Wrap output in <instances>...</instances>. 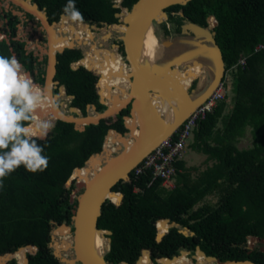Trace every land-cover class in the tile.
Segmentation results:
<instances>
[{
  "label": "trees",
  "instance_id": "trees-1",
  "mask_svg": "<svg viewBox=\"0 0 264 264\" xmlns=\"http://www.w3.org/2000/svg\"><path fill=\"white\" fill-rule=\"evenodd\" d=\"M137 1L121 0V7L130 9ZM31 3L44 11L49 23L64 15L73 16L77 22L101 26L115 21L114 14L119 12L113 7V0H32ZM167 14L168 19L160 24L165 36L161 40L171 34L181 36L185 25L207 28L210 17L216 20L211 32L224 62L225 95L191 129L183 157L174 162L173 187L162 186L159 180L148 186L147 171L138 176L131 171L129 183L112 187L116 192L112 194L119 195V199L108 200L111 204L103 203L96 222L98 229L111 232L106 236L110 243L103 254L104 261L145 264L150 259L149 249L154 260L177 256L181 249L193 251L199 247L207 256L220 261L250 260L264 264L261 245L257 243L250 250L247 244L251 236L264 238V53H251L256 44L264 41V0H190L185 5L169 7ZM28 18L32 17L28 15ZM1 21L4 22L0 32L5 37L0 41V56H15L32 81L43 87L47 57L44 55L39 60L38 55L26 49L24 41L16 38L20 23L17 16L7 12ZM112 25L124 27L119 22ZM241 56H246L244 65L238 64ZM82 58L79 47L56 54L53 80L58 85L52 93L57 94L58 88L63 87L65 95L71 97L69 107L79 110L81 116L89 114L88 106L102 113L106 106L99 102L96 89L104 98L106 88L108 93L123 88L125 73L106 67L103 71L100 67L73 69L71 65ZM197 73L184 76L182 83L186 88L191 81L195 85ZM149 103L160 107L161 102ZM129 109L128 106L95 125H87L83 131L75 130L72 123L54 120L46 137H33L43 147L49 163L44 171L37 173L21 166L3 180L0 257L34 246L36 251L28 255L27 264H64L53 255L51 236L61 224L72 226L76 200L71 194L75 181L66 188L67 181L76 168H83L92 155L101 152L108 131H127L123 116L129 114ZM134 113H137L135 109ZM129 120H125L127 125ZM107 142L106 136L105 147ZM189 152L203 158L201 165L187 164L185 155ZM99 159L89 164L95 166ZM72 176L77 178V173ZM119 193L123 197L118 205ZM166 220L169 227L165 233ZM181 230H187V236ZM156 231L158 235L165 233L160 241H156ZM25 250L31 253L34 248ZM20 251L17 262L12 259L9 264L23 263L25 254Z\"/></svg>",
  "mask_w": 264,
  "mask_h": 264
},
{
  "label": "water",
  "instance_id": "water-1",
  "mask_svg": "<svg viewBox=\"0 0 264 264\" xmlns=\"http://www.w3.org/2000/svg\"><path fill=\"white\" fill-rule=\"evenodd\" d=\"M16 5L22 7L26 12L30 14H34L36 17L40 19L43 26L47 31L48 43L47 48L44 51V54L47 55V66L45 75V83L42 87V90L45 92L47 89L48 82L51 84L50 93L54 97L52 93V89H55L58 85V81H54L53 77L55 74V64H56V54L62 53L64 49H71L79 45L72 42L70 45L62 47L58 50H54L51 55V47L49 45V35H48V28L54 26L56 23H52L51 25L48 24L44 13H42L36 4H31L32 0H11ZM142 1L138 0L130 10L123 11L121 13H116L115 17L119 18V22L121 25L124 26V30L120 31L121 36L120 39L122 41V49H123V56H124V63L128 67V76L130 84L126 89L127 99L122 103L121 107L118 110L112 111L108 106V100L103 98L97 90L99 95V102L106 106V110L102 113H96L94 111V106H88L90 109V113L86 116H81L79 110L69 107L70 114L65 115L57 106V108L61 111V115L54 117L53 120H62L68 123L74 124V128L77 131H83L85 126L90 124H97L101 119H106L108 117H112L118 114L122 109L130 107L129 114L127 116H123L124 127L127 130L124 133H119L114 130L112 131L117 138L121 140L130 139L131 138V128L129 125L125 123L126 119L132 117V111L135 109L138 114V124L136 129L138 130V136L132 140H134L133 147L129 150L127 154H124V146L119 144L116 146V150L118 153L115 156H110L112 153L107 155L108 149L105 148L104 144L102 145V150L100 153L92 155L88 161H86L85 166H89V162L97 157L100 158L99 165L100 170L94 173L89 180H78L74 179L75 177L71 176L68 183L75 181V190L71 194L72 199L76 200V206L72 211V226H66L64 224L59 225L56 230L60 228H68L69 233L72 236V241L70 243V251L72 252L71 258H66L61 256L60 251L56 249L57 242L54 240V235L51 236V247L53 248V255L59 259L60 262L64 264H106L103 258V251L102 254V261L98 262L94 260L91 255L87 252L85 247V230L88 226L90 219L92 220V215L95 210H97V215L94 217L93 220V228L95 231L100 233L102 238H105L107 241L106 250L109 247L110 238H106V236H110L111 232L107 230H100L96 226L97 218L101 215V207L103 203L109 202L106 199L108 193H116L112 191V187L117 183H129V174L133 169L157 146L161 144L164 140L169 138L173 133L179 128V126L183 123V121L193 112L195 111L201 104H203L207 98L214 92V90L222 83V79L225 75V68L224 62L222 59V55L220 52L219 47L216 45L213 36L214 32L209 34L208 32H204V28L198 27L193 24H188L193 30L198 32H204L209 35V41L211 43V47L207 48L209 51V58L213 64L214 74L211 82L206 87V89L196 97L192 95V90L189 88L184 89L175 79H172L171 75L164 71V67L168 66H160L157 63L152 67V71L149 73H144L140 70L138 60L136 57L137 53V42L138 37L147 28V26H151L154 28L155 25L159 24L163 20L167 19V15L165 10L168 7L175 6V5H185L190 0H153L150 7L147 11L142 12ZM15 14L14 11H12ZM62 18L66 16L62 15ZM72 21H74L73 16H68ZM107 27H113L112 23H106ZM86 28L89 30L94 28L93 25L84 24ZM20 26H18L19 28ZM211 29V28H210ZM1 39L3 35L0 33ZM0 39V40H1ZM85 44V42H82ZM113 47L118 48V46L114 45ZM176 63H179L178 61ZM199 63L198 61H193V65ZM202 67L203 64L199 63ZM81 64L77 63L76 68L80 67ZM175 67H170V69H174ZM88 70V69H87ZM184 70L183 72H185ZM173 73V71H170ZM30 75L28 72H26ZM175 80V81H174ZM37 85V84H36ZM156 88H169L171 89L170 94L174 95L179 101V114L176 120L167 126L164 131L159 132L156 134L155 129L151 125V118L154 114V109L149 103L148 98L145 96L144 91L145 89H154V94H162L163 91L156 90ZM59 91L64 93L63 87H59ZM71 97H69L70 99ZM118 98V97H117ZM91 112L94 113L91 115ZM73 114L75 115L73 117ZM52 119V118H49ZM108 131L105 135L110 132ZM38 137V136H37ZM104 138V143H105ZM114 151V152H115ZM104 158L101 160V157ZM81 168H76L74 172L80 170ZM66 184V183H65ZM65 184L63 188H65ZM80 191L79 195L76 196L75 192ZM120 194V202L122 201V194ZM117 205V206H118ZM114 206V207H117ZM167 221V220H166ZM182 234L186 235L187 230H181ZM163 235H156V241H160ZM250 241L258 242L262 245L260 248L261 252H264V238H258L257 236H251ZM33 247L34 251L31 253H26L24 257V261L22 264L28 263V255L33 254L36 251V247L34 246H27ZM24 247V248H27ZM249 249H252L251 245H248ZM22 249V248H20ZM19 249V250H20ZM145 251V250H143ZM150 252H153L149 249ZM181 254H187V252L181 251ZM198 254L205 257V260L209 264H256L250 260H226L220 261L215 257L212 256H205L202 251H198ZM12 255V254H7ZM4 257V256H1ZM0 257V258H1ZM142 257V254L139 256L138 260ZM177 256L172 258H163L167 261H171L173 259H177ZM137 260V262H138ZM18 264V263H17ZM125 264V263H123Z\"/></svg>",
  "mask_w": 264,
  "mask_h": 264
},
{
  "label": "bare ground",
  "instance_id": "bare-ground-1",
  "mask_svg": "<svg viewBox=\"0 0 264 264\" xmlns=\"http://www.w3.org/2000/svg\"><path fill=\"white\" fill-rule=\"evenodd\" d=\"M153 0H143L142 1V7H141V11L145 12L148 10V8L150 7L151 3ZM63 26H65L64 24H62V26L60 27V29H58V33L65 31V29L63 28ZM76 24L73 26L69 27V30L75 29L76 28ZM113 28L117 29L115 26H113ZM53 29V28H50ZM118 30V29H117ZM57 32L53 29L50 33L49 36H57L58 34ZM77 36L74 37V39L71 40L72 42H77V43H82L85 42V44H89L88 41L92 39V34H85L83 36H80L79 34H76ZM52 39H50V41L52 42ZM79 43V44H80ZM160 44L158 42L157 37L154 34V29L151 26H147L146 29H144V31L140 34V36L138 37V42H137V53H136V57L138 60V64L140 67V70L143 71L144 73H149L150 71H152V67L156 64V59H157V55L160 51ZM58 50V49H57ZM96 50V46H94L93 44H90V50L87 51L85 53V58L82 62L87 63L90 54ZM54 51V48L52 46L51 48V55ZM79 63V62H77ZM93 67V66H90ZM90 67H87L88 69ZM177 68V67H175ZM190 69V66L188 67ZM164 71H167L168 74L171 75L172 79H177V77L174 75V72L172 69H170V67H164L163 68ZM170 71H173V73H171ZM178 73H180V75H191L192 71H180L179 69L176 71ZM129 77V76H128ZM174 80V81H175ZM184 89H187L186 86L180 81V80H176ZM49 82L47 84V89L44 92L42 90V94L46 93L48 94V96H44L45 97V102L48 105L47 107H50L49 109V113H44L45 108L39 109L35 112L34 114V122H38V121H45L48 120L49 118H54L57 116L61 115V111L56 107L55 103V98L53 96H51L50 93V86H49ZM192 81L190 83V87H191ZM36 85V84H35ZM129 83H127L126 81H124L123 83V88H115L112 92H110L108 94V91L105 95L104 98H106L108 100V106L112 111L118 110L122 103L125 101V99H127V94H126V89L128 88ZM189 87V88H190ZM107 89V88H106ZM154 90V89H153ZM153 90L150 89H145L144 94L145 96L148 98L149 101H153L155 103H160V107H155L152 106V108L154 109V114L152 115V120H151V125L152 127L155 129V133L158 134L159 132L164 131V129L169 126L170 124H172L180 111L179 108V101L178 99L170 94L171 89L169 88H156V90L159 91H163V93L160 94H154ZM120 95V97L118 96ZM118 96V98H117ZM53 97V98H52ZM156 97V98H155ZM46 107V108H47ZM130 122H128L129 127L131 128V138L130 139H125V140H119L117 138V136L110 131L107 135L108 137V142L106 145V150L107 151V155H109V153H113L116 150V146L119 144H122L124 146V154H127L129 152V150L133 147L134 145V138H136L138 136V130L136 129V126L138 124V114L134 113L132 114V117L129 120ZM99 161H96L95 166L93 164H89V166L83 167L80 170L76 171L77 173V179L78 180H89V178L94 175V173H96L97 171L100 170V165H99ZM89 177V178H88ZM114 198V199H113ZM107 200H111V201H116L119 199V195H114L112 193H108L106 196ZM97 215V210L94 211L93 215H92V220L90 219L88 226L86 227L85 230V247L87 249V252L91 255V257L98 261L101 262L102 261V254L103 251L105 249V245H104V239L101 237L100 233H98L97 231L94 230L93 228V220L94 217ZM164 224L167 225L166 222H163ZM61 233L63 236L67 235L69 233V229L67 228H63L61 229ZM59 230V231H60ZM67 238V237H66ZM64 238L63 240H61V244H56V249L58 251H62V250H66L70 247V243L67 241V239ZM20 250H23L24 254L26 255V250L25 248H22ZM17 254V253H16ZM10 257H15V255H8ZM6 258V257H5ZM197 262L199 264H203L204 263V258L200 255L197 256ZM149 260V262L145 263V264H149L150 263V259H146ZM165 262V263H163ZM160 264H187V260L184 256H180L177 259H174L173 262H167L164 260H160L159 261ZM0 264L1 260H0Z\"/></svg>",
  "mask_w": 264,
  "mask_h": 264
},
{
  "label": "rangeland",
  "instance_id": "rangeland-1",
  "mask_svg": "<svg viewBox=\"0 0 264 264\" xmlns=\"http://www.w3.org/2000/svg\"><path fill=\"white\" fill-rule=\"evenodd\" d=\"M4 6H6V7L9 6L8 8H11L14 11H16L17 15H22L21 10H19L18 6L14 2H12L11 0H0V10H2V7H4ZM34 17H35L34 20H28L32 24H35L34 26H31L30 24L24 23V22L20 23V27L17 29V37L16 38L20 39L21 41H25L27 50L33 51L36 55H38L39 57H42L44 54V51L47 47L48 37L46 36L45 32L41 31L42 28L40 27V24L37 23V20H36V19H38V17H36L35 15H34ZM209 21L210 20H208V23H209ZM73 24L75 25L76 22H73ZM60 26L61 25H55L52 27L55 29L57 28L56 29V32H57L58 29H60ZM210 28L211 27L209 25L207 28H205L204 32H208L209 34H211ZM153 29L156 32V34L159 35V37H160V38L158 37L157 39H158L159 44L161 46L160 51L157 55L156 63L160 66L177 67L180 71H184V70L192 71L191 75L194 74L193 68L198 67V73L196 74L195 85H191L189 90H192V95L194 97L201 94L206 89V87L209 85V83L211 82V80L213 78V74H214L213 64L209 58V51L207 49L208 47L209 48L211 47V43L209 41V35H207V33H204V32L195 31L190 26H184V27H182V34L183 35L174 37V35L171 34L172 37H169L165 40H160L162 34H161L159 27L154 26ZM91 31H92L91 32L92 33V39L88 41L89 44L86 45V44L80 43L78 45L79 48L83 51V56L85 55V53L87 51L90 50V44H93L98 49L110 51V52L116 54L115 48L111 47V43L114 40L118 39V37H119V34L115 28H113V27L109 28L106 26H104L102 28H98L95 26V28ZM57 34L63 35L62 33H58V32H57ZM109 36L111 37V40H108ZM0 39H1V36H0ZM162 39H163V37H162ZM177 61L179 63H176ZM192 61H198L199 63L203 64V67H201L199 65V63H196L195 65L191 66ZM189 66H190V69L188 68ZM81 67H84V66L81 65ZM84 68L87 69L86 67H84ZM45 71H46V69H45ZM44 74H46V73H44ZM30 78H31V76H30ZM37 86L42 91V88L39 85H37ZM50 89H51V85H50ZM118 96L120 97V95H118ZM54 98H55V105L65 115H69L70 114V111H69V100L70 99H69V97H67L65 95V93L59 91L57 94L54 95ZM93 114L94 113L91 112V115H93ZM45 121L52 123L54 120L48 119ZM33 137H37V136H33ZM38 138H40V137H38ZM103 144L105 145L104 142H103ZM117 153L118 152L115 151L110 156H115V155H117ZM103 158H104V156L101 157V160ZM202 159L203 158L196 153L192 154L191 152H189V154L185 155V160L188 162L187 163L188 165H198L199 166V165H201ZM84 167L87 168V165ZM73 174H74V171H73L72 175ZM74 179L76 180L77 178L75 177ZM71 183L69 182L68 186L66 188H68L71 185ZM73 192H74V190L72 191V193ZM79 192L80 191L75 192L76 196L79 195ZM164 225H165V227H167L166 224H164ZM52 235H54V240L57 242L58 245L61 244V242H62L61 240H63L66 237H67L66 239L69 243H71V241H72V236L70 235V233L63 236L61 231L55 229L53 231ZM103 239H104V245L106 248L107 247V241L105 238H103ZM254 243H256V242L255 241L252 242V241H250V239L247 242V244L251 245V246H253ZM104 251H106V249H104ZM60 254H61V256L69 259V258H71L72 252L68 248L66 250L60 251ZM12 259L16 261V259H14L10 256H7V255L0 258L2 264H9V261ZM149 264H151V262Z\"/></svg>",
  "mask_w": 264,
  "mask_h": 264
},
{
  "label": "clouds",
  "instance_id": "clouds-1",
  "mask_svg": "<svg viewBox=\"0 0 264 264\" xmlns=\"http://www.w3.org/2000/svg\"><path fill=\"white\" fill-rule=\"evenodd\" d=\"M47 106L41 89L17 58L0 56V187L21 166L31 173L47 168L49 158L32 138L46 137L53 127L48 121L32 124L35 112Z\"/></svg>",
  "mask_w": 264,
  "mask_h": 264
},
{
  "label": "flooded vegetation",
  "instance_id": "flooded-vegetation-1",
  "mask_svg": "<svg viewBox=\"0 0 264 264\" xmlns=\"http://www.w3.org/2000/svg\"><path fill=\"white\" fill-rule=\"evenodd\" d=\"M30 4H32V3H30ZM18 6V5H17ZM9 7V6H8ZM8 7H6V6H4V7H2V10H0V26L1 25H3V22L1 21V18L3 17L4 18V14L5 13H7V12H11L12 13V11H14L13 9H11V8H8ZM113 7L114 8H118L119 9V12H117V13H121V12H123V11H126V9L127 10H130V9H128V8H125V7H121V0H113ZM169 8V7H168ZM167 8V9H168ZM18 9L19 10H21V13H22V15H17V13H16V11H14L15 12V14H13L12 13V15H14V16H17L18 17V19H19V21H20V23L21 22H24V23H28V24H30L31 26H34L35 24H32L31 22H29L28 20H34L35 19V17H34V15L33 14H30V13H28V12H26L22 7H20V6H18ZM167 9L165 10V13H166V15H167V19H168V14H167ZM41 11V10H40ZM42 13H44V11H41ZM116 14V13H115ZM115 14H114V17H115ZM180 16H182V13L180 12V13H178ZM28 15H30L32 18L31 19H29L28 18ZM44 15H45V13H44ZM22 17V18H21ZM45 18H46V16H45ZM116 18V17H115ZM166 19V20H167ZM37 20V23H39L40 24V27L42 28L41 29V31H43V32H45V34H46V36H47V31H46V29H45V27L43 26V24H42V22L40 21V19L38 18V19H36ZM46 20H47V18H46ZM166 20H163L162 22H165ZM47 22H48V20H47ZM73 22H76V28L75 29H72V30H69V27L70 26H73L74 24H73ZM116 22H119V18H116V20L115 21H112V22H110V23H116ZM162 22H160L159 24H157V25H155V26H158L159 27V29H160V31H161V38L162 37H165L164 36V32H163V30H162V28L160 27V24L162 23ZM20 23H19V25H17V29H18V26H20ZM52 23H54V22H52ZM52 23H49L48 22V24L49 25H51ZM56 24L55 25H61L62 26V24H64L65 26H63V28L65 29V31H62V32H59V33H62L63 35H58V37L57 36H54V35H52V36H49V45H50V47L52 48V46H53V48H54V50H57V49H60V48H62V47H65V46H68V45H70L71 43H72V40H71V38L72 39H74V37H76L77 35L76 34H79L80 36H83V35H85V34H92L91 32V30H93L94 28H95V26L96 25H93L94 26V28H91L90 30L88 29V28H86V26H84V23H81V22H77L75 19H74V21H72L70 18H68V16H66L65 18H62V17H60V19L57 21V22H55ZM106 23H102V25L101 26H96V27H98V28H102V27H104V26H106L105 25ZM119 24L121 25V22H119ZM54 25V26H55ZM60 26V27H61ZM112 26H115L117 29V32H118V34H119V37H118V39H116V40H114L112 43H111V47H113L114 45H116V46H118V48H116V47H113V48H115V50H116V54H114V53H112V52H110V51H106V50H102V49H98V48H96V50L95 51H93L91 54H90V56H89V59H88V62L87 63H85V62H82L83 60H84V58H85V55L83 56V58L82 59H80L78 62L81 64V65H83L84 67H90V66H93V67H100L101 68V71H103V68L104 67H106V68H109L111 71H123L124 73H125V75H124V81H126L127 83H129L130 84V81H129V77H128V71H129V69H128V67L126 66V64L124 63V56H123V49H122V41H121V39H120V36H121V32L120 31H123L124 30V27L123 28H118L116 25H112ZM185 26H187V25H185ZM208 26H209V23H208ZM107 27V26H106ZM50 28H53L52 26L50 27ZM50 28H48V35H49V33L54 29L55 31H56V29L55 28H53V29H50ZM112 28V27H111ZM167 28L169 29V25L167 24ZM205 29V28H204ZM211 30V29H210ZM1 33V32H0ZM2 34V33H1ZM154 34H155V36L157 37H159V35H157L156 34V32L154 31ZM182 34V33H181ZM3 35V38L5 37V35L4 34H2ZM73 35H74V37H73ZM183 35V34H182ZM71 37V38H70ZM157 37V38H158ZM169 37H172V35H170ZM168 37V38H169ZM2 38V39H3ZM51 38H53L52 39V42L50 41V39ZM160 38V37H159ZM1 39V40H2ZM0 40V41H1ZM108 40H111V37L109 36V39ZM161 40V39H160ZM25 42V41H24ZM159 42V41H158ZM75 44H78L77 42H74ZM76 47H79V46H76ZM47 48V47H46ZM29 51V50H28ZM46 56L47 57V55L46 54H43V56ZM42 56V57H43ZM42 57H39V60H41L42 59ZM77 63V62H76ZM193 65V61L191 62V66ZM93 67H90V68H93ZM203 67V66H202ZM89 68V69H90ZM178 70V68H174L173 69V71H175L174 72V75L177 77V75L179 74V76H178V78L176 79V80H179L180 79V81L182 82V80L184 79V76H186V75H180V73H176V71ZM193 71L195 72V71H198V67H194L193 68ZM193 72V73H194ZM45 73V72H44ZM43 76H44V78H45V75L43 74ZM55 81V80H54ZM124 81H123V83H124ZM51 84H49V86H50ZM42 88V87H41ZM57 88V87H56ZM53 90V89H52ZM106 90H108V89H106ZM58 92H59V88H58ZM109 94V93H108ZM43 96H48V94H46V93H44L43 94ZM52 96V95H51ZM53 98V97H52ZM55 104V103H54ZM49 109H50V107H47V108H45V110H44V113L46 112V113H49L50 111H49ZM130 122V121H129ZM32 124L33 125H35L36 123L34 122V120L32 121ZM129 124V123H128ZM71 227V226H70ZM167 227H169V224H168V221H167ZM61 229H63V228H61ZM68 229V228H67ZM58 230H60V229H58ZM168 230V229H167ZM61 231V230H60ZM156 233H157V231H156ZM166 233V232H165ZM164 233V234H165ZM163 234V235H164ZM157 235V234H156ZM185 236H187V234L185 235ZM258 242H256V243H254V245L252 246V249L256 246V244H257ZM260 244V243H259ZM261 245V244H260ZM261 247H262V245H261ZM260 247V248H261ZM252 249H250V250H252ZM181 251H184V252H187V254H184V255H182L181 254ZM198 251H202V250H200V248L199 247H196L193 251L191 250V249H181L180 251H179V254L177 255V257H180V256H184L185 258H186V260H187V264H199L198 262H197V256H200L199 254H198ZM203 252V251H202ZM17 253V254H16ZM204 253V252H203ZM142 254V253H141ZM12 255H15V257H13L14 259H16V261H17V259H18V257H20L21 256V251L20 250H18L17 252H15L14 254H12ZM204 255L205 256H207L205 253H204ZM152 256H153V252H151V255H150V262H151V264H154V262L156 263V264H160L159 263V260L160 259H163V258H155L154 260H152ZM203 257V256H202ZM204 259H205V257H203ZM154 261V262H153ZM174 261V259L172 260V262ZM203 264H209V263H207L206 262V260H204V263Z\"/></svg>",
  "mask_w": 264,
  "mask_h": 264
},
{
  "label": "built area",
  "instance_id": "built-area-1",
  "mask_svg": "<svg viewBox=\"0 0 264 264\" xmlns=\"http://www.w3.org/2000/svg\"><path fill=\"white\" fill-rule=\"evenodd\" d=\"M208 20L211 29L216 20L210 17ZM252 54L264 53V41L256 44L251 51ZM246 56L238 59L239 65H244ZM77 63L71 65L75 69ZM225 90L222 83L214 90L206 101L193 111L179 126V128L169 138L161 142L153 149L134 169V175L138 176L144 172H149L150 179L148 186L155 181H160L162 186L173 187L172 177L175 174L174 162L181 159L185 152V145L190 137L191 129L198 119H202L207 112L215 106L218 100L223 99ZM168 229V227H167ZM167 229L165 232H167Z\"/></svg>",
  "mask_w": 264,
  "mask_h": 264
}]
</instances>
